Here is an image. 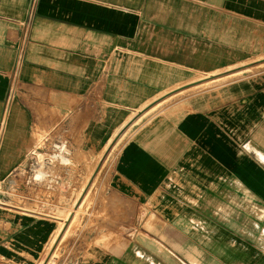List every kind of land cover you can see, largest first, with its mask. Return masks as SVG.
<instances>
[{"label": "crops", "instance_id": "obj_1", "mask_svg": "<svg viewBox=\"0 0 264 264\" xmlns=\"http://www.w3.org/2000/svg\"><path fill=\"white\" fill-rule=\"evenodd\" d=\"M247 59H264V0H0V138L22 83L101 114L84 129L100 149L165 91ZM31 112L12 117L16 162L0 168L20 176L0 177V264H39L62 220L23 173L34 170L24 162L33 124L51 122ZM110 188L125 230L111 206L107 253L75 264H264V70L151 115L119 152Z\"/></svg>", "mask_w": 264, "mask_h": 264}, {"label": "rangeland", "instance_id": "obj_2", "mask_svg": "<svg viewBox=\"0 0 264 264\" xmlns=\"http://www.w3.org/2000/svg\"><path fill=\"white\" fill-rule=\"evenodd\" d=\"M257 64H259V61L256 59L235 60L231 64L224 63V66L214 71L199 74L197 78L206 82L216 75L251 66L250 70L236 76L216 80L209 84L188 89L182 94H177L159 108H164L194 90L263 71L264 65L258 66ZM33 95L34 99L37 97L43 100L42 105L39 104L38 107L32 106L31 99ZM47 99L46 101V91L31 92L29 86L22 83L13 87L6 114H12L13 118L20 114L31 116L32 109L34 113L41 116H49L51 120L48 127H46L48 125L46 122L33 124V129H38V135H36L37 138L35 139L33 137V143L28 147L29 155L24 162L28 167L30 164L34 170L28 172L25 170L23 173L27 175L26 178L29 183L37 186L38 200L48 202L49 205L57 207L55 210L47 212L62 218L55 233L57 240L53 244L51 242L47 253L39 264H75L79 254L103 255L104 252L107 253L104 249L109 245V208L111 206L119 215L118 222L123 223L119 225L118 230H125L122 227L126 218L125 204H122L114 197L110 182L117 156L136 128L130 131L119 144L114 147L111 144L103 152L104 150L102 151V149L104 147L100 149L94 147V140L87 139L84 136V129L88 123H93L101 114H95L94 118L83 115V108L79 107L80 104H73L74 102L68 99L63 100L60 94L53 97L49 92ZM163 99H165L163 96H159L155 101L138 108L139 110L128 114L127 117L132 115V119L137 118L145 109ZM152 114L148 115L140 125ZM12 117L5 120V127L0 138V168L1 164L9 165L16 162V156L11 150L15 145V139L11 136L14 130L13 126L10 125L13 121ZM8 119L10 120L9 122ZM29 125L27 123L24 124V128L21 131L27 134ZM40 128H43V130H40ZM126 129L127 124L117 132L118 134L116 133L117 136L122 135ZM65 130L66 132L69 131L68 137L64 136ZM34 143L35 145H33ZM54 153L58 154L59 158L54 159ZM63 168L66 170L68 168L69 171L63 172ZM40 170L44 171V176H37V172ZM3 175L7 179L20 178L19 174L15 177V172L12 170H0V177H3ZM65 228L67 229L65 235L56 244ZM114 229L116 228L114 227ZM115 237L118 239L117 248H122L126 245V239L131 236L123 234L115 235ZM53 250L54 253L51 254ZM118 251H120L119 253H124L125 248L118 249Z\"/></svg>", "mask_w": 264, "mask_h": 264}, {"label": "bare ground", "instance_id": "obj_3", "mask_svg": "<svg viewBox=\"0 0 264 264\" xmlns=\"http://www.w3.org/2000/svg\"><path fill=\"white\" fill-rule=\"evenodd\" d=\"M258 66L260 65H264V59H262L260 62H259V64H257ZM255 66V65H254ZM250 68H251V66H247V67H245V68H243V69H235V70H232V71H229L228 73H225V74H222V75H216L215 77H212L209 81H206V82H204V81H201V80H203V79H195V80H193L192 81V83H187V84H189V85H180L181 87H179V88H177V89H172V90H170V91H165L161 96H163V98H165V99H163V100H161V101H159V102H157L155 105H153V106H151V107H149L148 109H145L144 111H143V113L141 114V115H139L137 118H133L132 119V115L130 116V117H128L127 118V120L125 121V123L123 124V126L119 129V130H121L126 124H127V129H126V131H124V133H122V135H118L117 136V134H115V136H117L115 139L113 138V137H111V138H109V140L107 141V143L105 144V146H104V151L103 152H105V150L112 144L113 145V147L114 146H116L117 144H119L124 138H125V136L130 132V131H132L133 129H137V127L140 125V123L148 116V115H150V114H154V113H156V112H158L160 109H162V108H159L160 106H162L164 103H166L167 101H169L171 98H173L175 95H177V94H182L183 92H185L186 90H188V89H193V88H196V87H198V86H200V85H203V84H209V83H211V82H213V81H216V80H222V79H226L227 77H231V76H236V75H238V74H241V73H243V72H245V71H248V70H250ZM214 75V74H213ZM207 78H209V77H207ZM195 82V83H194ZM200 82V83H199ZM175 92V93H174ZM171 94V95H170ZM169 95V96H168ZM165 96V97H164ZM159 108V109H158ZM158 109V110H157ZM156 110V111H155ZM155 111V112H154ZM152 114V115H153ZM132 119V120H131ZM129 120H131L130 122H129ZM129 122V123H128ZM135 129V130H136ZM118 130V131H119ZM26 144H30V142H28V141H26ZM59 155L58 154H53V158L54 159H56V158H59L58 157ZM66 159V158H65ZM67 160V159H66ZM45 174H44V171L43 170H40V171H38L37 172V176H44ZM65 231L62 233V235H61V237H60V239H58V241H57V243L56 244H58V242H60L61 240H62V238H63V236L65 235V233H66V231H67V229L65 228L64 229ZM55 240H57V236L55 235L54 236V238H53V240H52V244L55 242ZM54 253V250L52 251V253L51 254H53ZM47 264V263H46Z\"/></svg>", "mask_w": 264, "mask_h": 264}]
</instances>
